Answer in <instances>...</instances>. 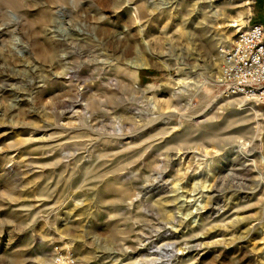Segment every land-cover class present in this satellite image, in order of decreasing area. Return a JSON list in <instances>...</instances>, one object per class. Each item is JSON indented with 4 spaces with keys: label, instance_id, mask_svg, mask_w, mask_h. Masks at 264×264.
Returning <instances> with one entry per match:
<instances>
[{
    "label": "rangeland",
    "instance_id": "1",
    "mask_svg": "<svg viewBox=\"0 0 264 264\" xmlns=\"http://www.w3.org/2000/svg\"><path fill=\"white\" fill-rule=\"evenodd\" d=\"M255 2L0 0V264H264Z\"/></svg>",
    "mask_w": 264,
    "mask_h": 264
},
{
    "label": "built area",
    "instance_id": "2",
    "mask_svg": "<svg viewBox=\"0 0 264 264\" xmlns=\"http://www.w3.org/2000/svg\"><path fill=\"white\" fill-rule=\"evenodd\" d=\"M221 65L217 83L225 96H238L264 104V28L252 24L240 32L233 44L220 50ZM54 252L58 251L55 246ZM55 264H74L73 260L54 253Z\"/></svg>",
    "mask_w": 264,
    "mask_h": 264
},
{
    "label": "crops",
    "instance_id": "3",
    "mask_svg": "<svg viewBox=\"0 0 264 264\" xmlns=\"http://www.w3.org/2000/svg\"><path fill=\"white\" fill-rule=\"evenodd\" d=\"M254 8V19L264 28V0H256Z\"/></svg>",
    "mask_w": 264,
    "mask_h": 264
},
{
    "label": "bare ground",
    "instance_id": "4",
    "mask_svg": "<svg viewBox=\"0 0 264 264\" xmlns=\"http://www.w3.org/2000/svg\"><path fill=\"white\" fill-rule=\"evenodd\" d=\"M233 25H236V23L234 24V22L232 23ZM237 153H241L240 151H236ZM260 158H262V154H260ZM261 181L263 182V178H261ZM264 183V182H263Z\"/></svg>",
    "mask_w": 264,
    "mask_h": 264
}]
</instances>
